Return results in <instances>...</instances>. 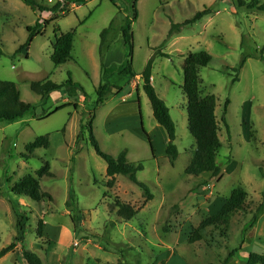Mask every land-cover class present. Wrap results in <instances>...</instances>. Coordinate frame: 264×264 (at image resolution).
Segmentation results:
<instances>
[{
    "label": "rangeland",
    "instance_id": "374dc122",
    "mask_svg": "<svg viewBox=\"0 0 264 264\" xmlns=\"http://www.w3.org/2000/svg\"><path fill=\"white\" fill-rule=\"evenodd\" d=\"M35 1L48 8L55 4V0ZM235 1L136 3L132 67L139 77L153 58L152 86L176 127L178 157L171 165L165 156V132L159 128L163 139L153 130L157 124L141 87L139 101L135 91L128 95V91L115 94L112 90L96 106L101 84L100 34L114 21L115 30L106 38L120 49L118 26L131 15L132 0L68 5L20 52L28 38L26 28L34 27L40 18L50 21L57 15L40 16L20 0H0V81L14 83L20 100L35 109L13 123L0 122V250L16 244L13 252L0 258V264H23L22 244L44 264H224L237 249L227 264H245L250 253L264 255V12L236 8ZM204 9L209 13L189 24ZM64 12L67 15L62 17ZM172 25H179L180 31L170 34ZM54 31L57 35L74 31L72 61L60 66L50 60ZM188 52H206L211 57L199 77L202 96L213 95L216 100L221 142L218 178L184 172L195 150L181 90ZM116 66L118 61L108 70V81L124 87L127 78L115 74ZM69 77L78 87L67 84ZM47 80L64 86L41 100L30 91V84ZM116 117L120 119L113 121ZM90 122L103 152L117 155L126 150L128 162L143 164L136 179L147 186L150 201L125 176H117L113 188L106 186V164L89 140ZM45 135L49 147L29 156L26 146ZM44 162L52 177L39 179V184L52 201L36 203L12 194V186L24 176L37 178ZM236 187L248 194L246 210L231 217L225 233L209 228L201 241L188 244L192 230L204 217L214 215L220 208L218 200H227ZM70 194L73 201L68 207ZM115 201L131 206L134 218L117 217ZM18 220L24 226L20 241L16 240ZM39 220L41 238L36 232Z\"/></svg>",
    "mask_w": 264,
    "mask_h": 264
},
{
    "label": "trees",
    "instance_id": "16d2710c",
    "mask_svg": "<svg viewBox=\"0 0 264 264\" xmlns=\"http://www.w3.org/2000/svg\"><path fill=\"white\" fill-rule=\"evenodd\" d=\"M20 1H22V3H24L26 6L30 7L33 11L40 13V16L45 12L57 15L61 9L67 8L68 5H81L86 3V0H55V4L48 8L47 6H44L35 0ZM109 1L112 2V0ZM132 1L133 4L131 7V15L125 18L123 26H121L119 29L120 37L126 49V58L124 63L116 68L114 72L120 76H129L130 78H135L137 74L134 72L132 67V56L134 49L132 25L136 22L138 17L136 9V3L138 0ZM234 6L236 8H244L248 11L264 12V2L261 0H236ZM208 13L209 10L207 9L197 12L189 24L199 21ZM66 15L67 12H64L61 16L65 17ZM57 18L58 15L50 21L43 22L40 20V18L34 27H27L26 31L28 33V38L25 44L22 45L17 52L28 49L33 39L36 36L42 35L43 29ZM113 23L114 21H112L109 27L103 30L100 34L101 42L99 47V56L101 65V84L98 88L99 99L96 102V106L101 104L103 102L102 97L112 93V90H115V94H122L125 91H129L128 85H125L124 87H117L113 86L108 81V70L102 63L104 52L110 47V43H108L106 37L109 33H111V31L115 30ZM179 28V25H172L170 34L178 33L180 31ZM73 40L74 31L59 33V35H57L56 31H54V42L51 44L52 53L50 55V60L55 66L64 65L72 60L71 53L73 48ZM210 62L211 57L206 52H188L182 64L183 85L181 90L186 99L187 130L195 141V150L193 152V156L184 171L187 176L198 177L202 174H209L213 178H218L220 176V168L216 162L218 151L221 148V142L218 136L220 128L215 116L216 100L213 95L202 96V82L199 77V70L206 67ZM152 65L153 58L147 61L144 69L139 75L141 80V90L147 97V100L150 104L153 119L166 134L167 144L165 156L169 163L173 165L178 157V150L175 145L176 127L170 117L169 109L167 108L165 102L158 97L154 87L152 86ZM235 72H238V70ZM235 81H237V74H235L233 79V82ZM67 84H70V86L73 88L78 87L76 84L72 83L70 77L67 81ZM63 86L64 85H57L47 80L41 83L30 84V91L43 100L49 96L51 92L58 91ZM137 92H139V89ZM227 104L228 102H226V105L224 106V115ZM64 107L65 106L57 108L55 112L63 109ZM34 110L35 109L32 104L25 103L20 100V93L14 83L0 81V122L7 124L13 123L15 121L21 120L27 113L34 112ZM87 128L89 131V140L94 152L106 164V186L109 189L113 188L116 182V177L119 175L125 176L130 182L135 184L143 192V196L145 197L146 201H150L152 196L147 186L136 179V174L144 169L143 164L141 162H128L126 150H122L117 155L103 152L99 148V145L92 134L91 122L88 123ZM48 147L49 137L48 135H45L36 138L32 143L28 144L26 146V151L28 152L29 156H31L34 150L39 148L46 149ZM36 177L37 178L33 177L32 175H26L21 178L12 186V194L29 198L36 203H40L45 199L51 202V196L47 193H43L39 184V179L44 177H52L50 167L47 162H44L43 166L36 172ZM247 196L248 194L243 188L236 187L232 190L230 197L227 200H218V203H220L219 210L214 215L206 216L200 221L197 227H195L190 233L187 240L188 244H194L201 241L203 238V233L209 228L218 229L222 232V234L225 233L229 227L231 217L235 213L244 212L246 210L245 204ZM71 201H73V198L70 194L69 200L67 202L68 207L70 206ZM113 206L117 209V217L122 220L130 221L136 214V211L131 206L122 204L118 201H115ZM23 228V224L20 222V220H18L16 237L17 241H20L21 236L24 235ZM36 232L41 238V220L38 221ZM15 248V242H12L6 247L2 248L0 250V258L9 252H13ZM21 248L22 251L20 254V259L23 264H44L37 254L26 250L23 244ZM236 251H233V253ZM233 253L228 255V257L224 260V264L229 262V259L233 256ZM245 264H264V255L250 253L247 256Z\"/></svg>",
    "mask_w": 264,
    "mask_h": 264
},
{
    "label": "crops",
    "instance_id": "0c3cea01",
    "mask_svg": "<svg viewBox=\"0 0 264 264\" xmlns=\"http://www.w3.org/2000/svg\"><path fill=\"white\" fill-rule=\"evenodd\" d=\"M76 6H78V5H76ZM120 27L121 26H118V28L120 29ZM120 43H121V46H120V49H115V47H113V45H111L110 44V47H109V49L107 50V52L105 53L106 54V57H105V55L103 56V60H102V63H103V65H104V67L107 69V70H109L111 67H113L116 63H117V61H118V64H119V66L120 65H122L121 63L123 62V60H124V58H125V53H126V49H125V47H124V44H123V41H122V39L120 38ZM105 57V58H104ZM72 61V60H71ZM119 66H116L115 67V69L116 68H118ZM126 78H127V80H126V82L123 84V85H128L129 86V91H128V95L130 94V92L131 91H135V93H136V95H137V99H138V101H139V92H137V90L138 89H140V87H141V82H140V85H138L137 83H136V79H138V78H140V77H138V75L135 77V78H130L129 76H126ZM151 79H152V77H151ZM151 83H152V80H151ZM122 98H125V100L124 101H122L123 103H127L128 102V99H127V97L126 96H122ZM121 98V99H122ZM64 101V103L67 105V104H71L68 100H63ZM75 105V104H74ZM137 106H138V113L140 114L141 112H140V108H139V102H138V104H137ZM131 112H134L135 110H130ZM137 113V112H136ZM120 119L119 117H116V118H114L113 119V121H115V120H118V119ZM109 119L110 118H108V121H109ZM159 125H157V126H155V127H153V130L154 131H159L160 132V134L162 135V137L164 136L163 135V133H162V131L159 129V128H161L160 126L158 127ZM162 129V128H161ZM163 130V129H162ZM150 135H151V132H150ZM165 136H166V134H165ZM163 139H164V137H163ZM166 139H167V137H166ZM166 139H164L165 141H167Z\"/></svg>",
    "mask_w": 264,
    "mask_h": 264
},
{
    "label": "built area",
    "instance_id": "2783aa9c",
    "mask_svg": "<svg viewBox=\"0 0 264 264\" xmlns=\"http://www.w3.org/2000/svg\"><path fill=\"white\" fill-rule=\"evenodd\" d=\"M125 99L123 98L122 101H124Z\"/></svg>",
    "mask_w": 264,
    "mask_h": 264
}]
</instances>
